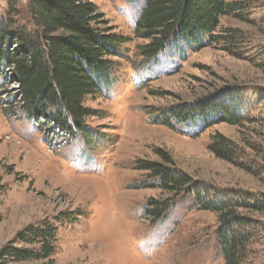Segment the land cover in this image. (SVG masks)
Returning a JSON list of instances; mask_svg holds the SVG:
<instances>
[{
	"label": "rangeland",
	"instance_id": "374dc122",
	"mask_svg": "<svg viewBox=\"0 0 264 264\" xmlns=\"http://www.w3.org/2000/svg\"><path fill=\"white\" fill-rule=\"evenodd\" d=\"M90 1L102 25L129 40L111 58L103 95L84 101L97 111L85 120L86 136L26 116L12 68L0 60V249L29 225L56 227L49 256L0 254V264H223L218 215L190 195L177 197L162 219L145 215L150 201L169 197L142 186L145 172L136 169L137 160H160L156 148L211 196L256 203L238 209L248 222L244 264H264V0H228L239 7L219 18L213 41L167 46L149 59L138 50L146 40L134 34L144 0ZM0 23L33 31L28 0H0ZM15 40L9 36L8 50ZM202 102L233 105L239 122H164L171 109ZM215 134L234 142L239 162L208 149ZM11 245L38 253L36 242Z\"/></svg>",
	"mask_w": 264,
	"mask_h": 264
},
{
	"label": "trees",
	"instance_id": "16d2710c",
	"mask_svg": "<svg viewBox=\"0 0 264 264\" xmlns=\"http://www.w3.org/2000/svg\"><path fill=\"white\" fill-rule=\"evenodd\" d=\"M237 7L228 0H144L134 28V34L146 40L138 46L139 54L149 59L167 46L178 50L182 49L181 45L200 48L204 38L210 42L216 38L213 33L219 18L231 15ZM28 12L34 26L31 32H9L8 24L0 23V60L12 68L18 82L20 109L29 118L52 119L57 129L74 130L86 136L85 120L96 116L97 111L84 105V101L103 95V88L111 82V58L120 57L122 46L129 38L110 33L90 0H28ZM12 34H15L16 49L10 51L6 45ZM238 115L227 102L221 105L202 102L171 109L165 114L164 122L171 126L189 123L208 127L213 121L237 124ZM208 149L220 159L239 162L236 145L221 134L212 136ZM155 154L159 161H136V169L145 172L141 185L158 188L169 197L150 201L145 215L151 222L162 219L177 197L190 195L199 209L218 215L216 236L223 264H244L248 237L242 227L248 222L238 209L256 208V203L250 197L222 193L211 196L202 185L174 166L168 152L156 148ZM63 217L71 216L60 215L59 219ZM55 236L56 227L52 224L29 225L18 231L11 243L0 249V254L17 260L49 256ZM15 242H36L38 253L11 245Z\"/></svg>",
	"mask_w": 264,
	"mask_h": 264
}]
</instances>
